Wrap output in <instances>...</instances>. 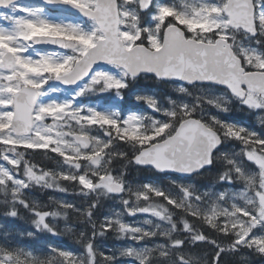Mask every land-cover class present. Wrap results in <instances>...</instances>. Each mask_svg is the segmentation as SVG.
Instances as JSON below:
<instances>
[{"label":"snow or ice","instance_id":"1","mask_svg":"<svg viewBox=\"0 0 264 264\" xmlns=\"http://www.w3.org/2000/svg\"><path fill=\"white\" fill-rule=\"evenodd\" d=\"M0 220V264H264V0H0Z\"/></svg>","mask_w":264,"mask_h":264},{"label":"trees","instance_id":"2","mask_svg":"<svg viewBox=\"0 0 264 264\" xmlns=\"http://www.w3.org/2000/svg\"><path fill=\"white\" fill-rule=\"evenodd\" d=\"M36 161L41 163L42 165L47 164L48 166H50V162L49 161H45L43 157L37 156ZM72 190L71 188L69 189V193L68 194H64L65 197H67L69 200L74 199L73 195L71 194ZM59 193H54L52 191H48L46 193H41V192H37L36 196L38 198H40L42 201L47 202L48 200V196H53V195H58ZM63 196V194H61ZM0 222H3L2 220H0ZM16 227H25V225L21 224L20 222H16ZM61 227H63V224L60 225ZM67 239V238H65ZM49 242H58V241H54V240H50ZM72 245V241L71 240H67V242L63 245L65 247H69ZM106 246H113V242L111 239L106 241Z\"/></svg>","mask_w":264,"mask_h":264},{"label":"rangeland","instance_id":"3","mask_svg":"<svg viewBox=\"0 0 264 264\" xmlns=\"http://www.w3.org/2000/svg\"><path fill=\"white\" fill-rule=\"evenodd\" d=\"M57 196H61L62 198L64 199H68L67 197H65V195L63 194V196L61 194H58ZM109 247H112V246H109Z\"/></svg>","mask_w":264,"mask_h":264},{"label":"flooded vegetation","instance_id":"4","mask_svg":"<svg viewBox=\"0 0 264 264\" xmlns=\"http://www.w3.org/2000/svg\"><path fill=\"white\" fill-rule=\"evenodd\" d=\"M254 123H256V126L259 127L258 121H253Z\"/></svg>","mask_w":264,"mask_h":264}]
</instances>
